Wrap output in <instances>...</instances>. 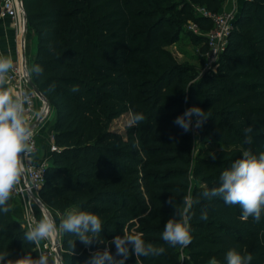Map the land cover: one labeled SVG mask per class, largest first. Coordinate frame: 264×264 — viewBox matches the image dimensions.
<instances>
[{
  "label": "trees",
  "instance_id": "obj_1",
  "mask_svg": "<svg viewBox=\"0 0 264 264\" xmlns=\"http://www.w3.org/2000/svg\"><path fill=\"white\" fill-rule=\"evenodd\" d=\"M168 1L159 9L149 0H23L28 25L36 35L29 69L32 80L55 114L52 163L38 192L53 215L92 211L101 217V237L111 241L124 232L142 233L146 243L163 246L160 256L136 257L125 264H190L187 256L226 264L217 234L253 239L251 264H264V214L244 221L242 209L202 192L218 186L221 172L244 150L264 152V0H244L214 70L203 73L180 64L167 49L177 42L178 25L191 21L197 41L209 49L213 20L203 11L222 12L226 0ZM195 8L201 10L196 11ZM28 40V38H27ZM54 86V87H53ZM78 86L79 91H73ZM187 97V101L185 100ZM192 106L210 113L199 128L201 144L193 156L194 130L174 124ZM146 119L124 130L114 122L127 113ZM252 126L253 143H245ZM213 154L215 159H213ZM189 192L193 206L192 242L169 247L161 239L164 224ZM0 213V250L12 258L39 249L25 244L27 227L13 211ZM33 207L40 213L39 206ZM208 214L201 220L202 212ZM62 234L63 264H87L97 247ZM115 253V245L111 246ZM244 254L241 248H237Z\"/></svg>",
  "mask_w": 264,
  "mask_h": 264
},
{
  "label": "clouds",
  "instance_id": "obj_2",
  "mask_svg": "<svg viewBox=\"0 0 264 264\" xmlns=\"http://www.w3.org/2000/svg\"><path fill=\"white\" fill-rule=\"evenodd\" d=\"M13 69L12 56L0 53V213L5 215L12 211L10 200L25 173V161L30 159L34 135L26 115V105L31 104V94L25 90L14 91L9 86V73ZM33 74L41 76L43 68L35 64L25 72L28 79ZM73 91H79L78 86H74ZM185 100L187 101V97ZM209 117L208 111L192 106L177 116L174 124L184 132H189L201 128ZM145 119L143 113H134L130 116L129 126L138 125ZM252 132V126L245 129V143H253ZM202 196L209 200L219 197L229 206L238 205L242 209V220L247 221L251 217L259 222L264 214V152L257 155L251 150H244L240 158L233 160L221 172L218 186L203 191ZM168 203L173 205L175 214L164 224L161 239L169 247H187L192 242L191 210L200 200L189 192L182 197L180 205H177L173 197L169 198ZM40 207V219H33L23 234L25 244L40 249L37 256L33 257L26 252L12 258L8 250H0V264H62L59 253L52 254L41 247L42 242L49 241L60 233L73 234L74 239L68 240L73 255L77 240L86 248L94 243L104 245L91 252L87 264H125L130 255L160 256L166 250L163 246L146 243L142 233L124 232L111 241L104 240L101 237L104 223L95 212L70 211L57 224L56 217L46 211V206ZM200 219H208L206 211L202 212ZM112 245H115V253L111 250ZM224 260L226 264H251L253 256L250 253L242 254L233 247L225 253ZM208 264H220V261L213 256Z\"/></svg>",
  "mask_w": 264,
  "mask_h": 264
},
{
  "label": "rangeland",
  "instance_id": "obj_3",
  "mask_svg": "<svg viewBox=\"0 0 264 264\" xmlns=\"http://www.w3.org/2000/svg\"><path fill=\"white\" fill-rule=\"evenodd\" d=\"M151 3L155 5V7L162 9V7H165L168 5V1L164 2H159L157 0H149ZM178 1V0H175ZM196 11L201 12L198 8H195ZM224 12V11H222ZM18 30V29H17ZM178 31H179V37L177 42L169 46L167 49L173 54L175 59L177 60L178 63L188 65L191 67H194L198 72H205L208 70H214L215 69V64L217 62V57H213L211 54L210 49H208L207 53L203 52L202 45L200 44L199 41H197V34L200 33L199 28L197 25L191 21H182L178 25ZM28 38V40H27ZM27 45L30 48V53L34 54L36 51V35L35 32L32 28L27 25V32H26V48ZM29 60L30 57L29 55H26V61H27V66L29 70ZM18 65V60L15 62L14 66ZM42 102L41 99H37L36 102V112L40 108ZM132 113H127L121 116L119 119H117L114 122V128L119 129V130H124L127 126H129V120L130 116ZM55 117V114L53 110L51 109V112L47 115V117L44 119V122L46 123L47 126H50L52 123L53 119ZM143 123V122H141ZM34 139L36 137L34 136ZM201 144L200 140V132L199 129L194 130V143H193V156L195 157L199 147ZM13 211L18 215L21 219V222L23 225L26 227L30 222L33 221V219H40L42 209L39 206L40 213H37L33 207V204L35 203L34 200L28 198V197H15L13 196ZM53 215V214H52ZM57 224H59V220L61 217L65 216L62 214H57L56 216ZM62 234L60 233L56 237H59L60 240L62 238ZM219 238L224 241L225 246H234L236 248H241L244 253H250L251 250L253 249V239L248 238L246 236H227L225 234H217ZM54 243H55V236L51 238L49 241H44L42 242L41 247L52 253L55 254L54 252ZM40 250V249H39ZM185 253L186 251L181 248L180 249V258L181 262H184L185 259ZM188 262L190 264H208V261L210 258L205 257V258H194L192 256H187Z\"/></svg>",
  "mask_w": 264,
  "mask_h": 264
},
{
  "label": "built area",
  "instance_id": "obj_4",
  "mask_svg": "<svg viewBox=\"0 0 264 264\" xmlns=\"http://www.w3.org/2000/svg\"><path fill=\"white\" fill-rule=\"evenodd\" d=\"M204 14L209 15L213 20L214 27L209 33V49L213 57H217L223 51L228 34L233 27V22L236 18L235 11H226L219 12L216 14H210L203 11ZM10 16L13 21L15 27L18 29V39L22 37L23 34V23H25L24 18V3L20 0H1L0 1V17ZM26 61V59H25ZM28 70L27 61H20L18 59V65L14 66V69L9 73V81L10 87L14 91L25 90L31 94V104L26 105L27 112L26 115L29 120V125H31L35 118L44 111H47V107L45 102L41 99V106L39 108V113L36 112V102L37 99H40L39 96L34 92L31 86L28 83L27 77L25 76V72ZM51 112V110H50ZM49 112V113H50ZM47 117V116H46ZM34 133V131H33ZM33 150L32 153L36 151V141L33 135ZM57 149L56 145L53 143L51 145V151H55ZM31 153V155H32ZM30 155V157H31ZM47 165L42 164L40 166H36L32 163H29L27 160L25 161V173L22 176L21 183L14 190L12 196L15 197H28L33 200V196H38V192L43 184L45 170Z\"/></svg>",
  "mask_w": 264,
  "mask_h": 264
},
{
  "label": "crops",
  "instance_id": "obj_5",
  "mask_svg": "<svg viewBox=\"0 0 264 264\" xmlns=\"http://www.w3.org/2000/svg\"><path fill=\"white\" fill-rule=\"evenodd\" d=\"M243 3L244 0H226L222 11L234 10L237 16ZM18 44V30L14 25L13 19L10 16L0 17V53L5 55L10 54L14 64L19 59ZM37 112L39 113V109ZM54 121L55 117L50 126H47L43 121L34 131V136L36 137V151L33 152L30 159L27 160L29 163L36 166L42 164L49 165L52 163L53 152L51 151V145L54 143Z\"/></svg>",
  "mask_w": 264,
  "mask_h": 264
},
{
  "label": "water",
  "instance_id": "obj_6",
  "mask_svg": "<svg viewBox=\"0 0 264 264\" xmlns=\"http://www.w3.org/2000/svg\"><path fill=\"white\" fill-rule=\"evenodd\" d=\"M20 1L23 2V0H20ZM24 18H25V27L23 28V34H22V37L20 38L19 44H18L19 59L22 62L26 59V32H27V25H28V17H27V13L25 11V8H24ZM27 80H28V83L31 86V88L39 96V98L45 102L46 107H47V111H45V112L43 111L38 116V118L30 125L31 128L33 129V131H35L40 126V124L44 121L46 116L49 114V112L51 110V105H50L48 99L45 97V95L41 92L39 87L34 83L32 78L31 79L27 78ZM32 198L37 205H39V206L44 205L38 196L34 195ZM46 211L52 214V212L47 207H46ZM55 246H56L55 253H59L62 257V242H61L59 237H56ZM62 264H63V261H62Z\"/></svg>",
  "mask_w": 264,
  "mask_h": 264
},
{
  "label": "bare ground",
  "instance_id": "obj_7",
  "mask_svg": "<svg viewBox=\"0 0 264 264\" xmlns=\"http://www.w3.org/2000/svg\"><path fill=\"white\" fill-rule=\"evenodd\" d=\"M22 27H25V23H23V26ZM25 60H24V65H25ZM55 240H56V236H55ZM55 250H56V246H55V243H54V252H55Z\"/></svg>",
  "mask_w": 264,
  "mask_h": 264
}]
</instances>
